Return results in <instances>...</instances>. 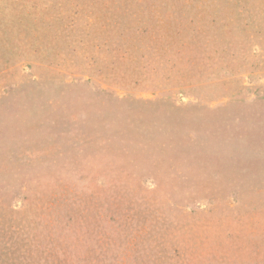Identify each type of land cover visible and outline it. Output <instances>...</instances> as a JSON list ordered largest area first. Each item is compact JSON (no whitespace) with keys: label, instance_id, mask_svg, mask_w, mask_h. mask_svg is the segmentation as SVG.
<instances>
[{"label":"rangeland","instance_id":"obj_1","mask_svg":"<svg viewBox=\"0 0 264 264\" xmlns=\"http://www.w3.org/2000/svg\"><path fill=\"white\" fill-rule=\"evenodd\" d=\"M0 264H264V0H0Z\"/></svg>","mask_w":264,"mask_h":264}]
</instances>
